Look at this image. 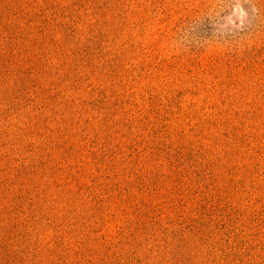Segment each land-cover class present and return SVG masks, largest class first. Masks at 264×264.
I'll return each mask as SVG.
<instances>
[{
    "label": "rangeland",
    "instance_id": "1",
    "mask_svg": "<svg viewBox=\"0 0 264 264\" xmlns=\"http://www.w3.org/2000/svg\"><path fill=\"white\" fill-rule=\"evenodd\" d=\"M0 264H264V0H0Z\"/></svg>",
    "mask_w": 264,
    "mask_h": 264
}]
</instances>
